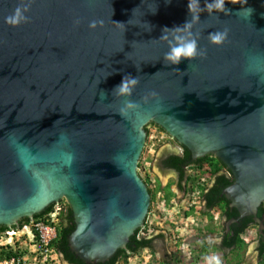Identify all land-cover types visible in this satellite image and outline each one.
Here are the masks:
<instances>
[{"label":"water","instance_id":"1","mask_svg":"<svg viewBox=\"0 0 264 264\" xmlns=\"http://www.w3.org/2000/svg\"><path fill=\"white\" fill-rule=\"evenodd\" d=\"M22 3L27 22L6 23ZM188 4L0 0V226L19 228L65 201L72 252L87 264L107 262L150 212L139 172L149 127L194 159L219 158L235 177L224 190L231 206L256 214L264 202V0H226L230 12L211 13L199 0L191 32L206 54L171 64L159 37L191 19ZM92 20L103 25L92 29ZM225 29L223 44L208 40ZM128 73L139 84L130 97L114 95ZM125 100L139 107L122 113ZM153 171L167 183L157 158Z\"/></svg>","mask_w":264,"mask_h":264},{"label":"flooded vegetation","instance_id":"2","mask_svg":"<svg viewBox=\"0 0 264 264\" xmlns=\"http://www.w3.org/2000/svg\"><path fill=\"white\" fill-rule=\"evenodd\" d=\"M163 135L168 137L171 141L175 142V144L177 143L179 150H176L175 148H169L168 146L164 147V149L158 150V152L161 151V156H156L159 170L169 176V181L167 182V184H164L158 173H154V186L150 188L154 196V199L152 196V201L155 200L157 196L163 195L161 199L166 200V203L173 202L174 198H176V200L178 199L177 195L175 196V194L179 192L182 194L188 192L187 194H185L186 196H183V198H186L189 192L194 188V186H197L198 195L188 198L191 205L190 208H188L187 212L191 210V212H194L195 218H198L200 220L204 215H208L211 217L210 221L214 219L212 222L220 225L219 227H216L212 224V222H208L206 228H202L204 239L202 238L203 242L201 245V249L203 250L206 242H211L208 248H211L214 251L221 250L222 257L225 260L223 264H259L258 248L261 246V239L264 241V214H260V209L262 206H264L262 205L264 202H262V204L258 207L256 214L241 216L238 212V209L232 207L229 203L231 201L224 195V190L229 188L235 181V177L232 171L227 168V166H224V168L218 170L215 173L212 172L210 163L200 161V159L198 158L194 159L191 155L190 159L184 162L183 166H180V168H164L161 162L163 156L165 155V152L168 151L169 153L182 154L184 148L183 146H181L182 144L178 143L175 139L170 137L168 133L165 132L163 133ZM222 175L230 178L232 182H230L229 184L220 182V177ZM148 177L150 179L152 178L151 175H148ZM201 180L206 187V189L204 190L199 187V184H202ZM217 185H219L217 188L218 192L219 189H221L220 192L216 195L217 198L215 201H217V204L209 207V202L203 196V192L207 193L208 190H212V188ZM222 197H225L229 200H227L229 203L228 205H223L225 202L221 201ZM246 219H249L247 225L245 224ZM237 227H243L241 233H239L241 242H231V246H225L227 239L232 240L233 238H235ZM216 230H219V233H217ZM162 231L165 230L160 229L159 231H157L156 229L151 234H144L142 236L152 239L153 248L155 249L157 246H160L161 243L167 245L166 242L169 241L167 234L164 232L162 233ZM161 234H164V240L161 238ZM133 245L134 247L137 246L136 244ZM141 250L151 251V247H140L137 249V252H140ZM242 250H245L244 257ZM122 260L124 261V259H121L117 264H121ZM66 262L70 264L68 261ZM161 262H164V260L162 259Z\"/></svg>","mask_w":264,"mask_h":264},{"label":"rangeland","instance_id":"3","mask_svg":"<svg viewBox=\"0 0 264 264\" xmlns=\"http://www.w3.org/2000/svg\"><path fill=\"white\" fill-rule=\"evenodd\" d=\"M149 143L146 153L147 165L145 164V170L146 166L147 170L144 176L146 177L148 172V175L150 174L154 178L153 164L158 150L164 144H169L172 148H176L177 145L163 134L157 135L156 133L151 136ZM143 162L145 161L143 160ZM152 186H154V182ZM176 195L177 200L173 196V202L167 203L166 200L161 199L163 195L155 198L149 215L148 230L145 231L146 234H151L156 229L157 231L164 229L165 231L162 233H166L169 240L166 242L167 245L161 243L156 247V253L141 250L135 255H131L127 262L122 260L121 264H207L205 257L213 254L218 255L222 264L224 263L221 250L214 251L209 248L202 251L201 249L204 239L202 228H206L208 222L211 223L214 219L210 221L211 217L208 215L201 217V220L195 218L194 212L191 210L187 212L191 205L188 200L190 195L188 194L186 198H183L181 193ZM212 224L216 227L220 226L214 222ZM218 231L216 230L217 233H219ZM162 259L164 262H161Z\"/></svg>","mask_w":264,"mask_h":264},{"label":"clouds","instance_id":"4","mask_svg":"<svg viewBox=\"0 0 264 264\" xmlns=\"http://www.w3.org/2000/svg\"><path fill=\"white\" fill-rule=\"evenodd\" d=\"M230 2L235 4V3H238L239 0H230ZM245 2H246V0H245ZM225 4H226V0H205V7L202 8L201 10L202 11L206 10L209 13H211L214 10L219 11V12H230V9H226ZM194 5L199 7V0H189L188 8H189V12L191 13V19L189 21L185 22L182 26H175L173 28H168V27L163 28V30H162L163 34L159 37V39L168 40V42H169V51L164 54V59L166 61L170 62L171 64H180L182 62V60H184V59H191V58H195L197 56H204L206 54L205 50L198 49V38L196 35H194L191 32V29L193 27V22L197 21L199 19V16L195 12ZM29 7H30V5L26 4V3H22L21 5L17 6L14 9V12L5 18V22L8 23L9 25H12V26H19L22 22H27L28 17L25 15V13L29 10ZM245 11H247L249 14H251L254 10L251 8H248V9H245ZM77 23H79V21H77ZM98 25L102 26L103 21L102 20H100V21L92 20L89 23V27L92 29H95ZM169 33H171V39H169V35H168ZM227 36H228V30L227 29H225L222 32L221 31L209 32L208 40L212 44H223L225 42V40L227 39ZM138 84H139V77L133 76L131 73L125 74L122 77L121 82L112 89V93L116 96L130 97L133 93V90L135 89V87ZM103 92H104V98L106 99L107 93L104 90H103ZM137 107H139V104L136 101L125 100V107L122 108L121 111H122V113H126V111L128 109H135ZM155 133L157 135H160V134H163L165 132H163L162 130H160L156 127H149L148 128L147 143H146V146H145L142 158H141V162L139 165V172H140V174L144 180L146 178H149L148 172L146 174V177L144 176V173L147 170V166H146V170H145V164L147 165V160H146L147 154L146 153H147V148L150 144L149 142L151 141V136L152 135L154 136ZM176 145H177V143H176ZM176 148L179 150L178 146ZM212 157H214V156H212ZM215 158H217V157H215ZM143 160L145 162H143ZM143 164H144V166H143ZM153 181H154L153 178L150 179V183H147V181L145 180L149 189L152 188ZM168 181H169V177L167 179V182ZM201 182H203V181L201 180ZM194 187L196 189L195 190L192 189L189 192L190 197H195L198 195V188H197V186H194ZM187 193H184L183 196ZM175 196H176V194H175ZM61 202H63V201H61ZM61 202H59L57 204L62 205ZM153 202H154V200L151 201L150 212L147 216L148 222H149V215L151 214V211H152L151 209L153 206ZM145 223H146V221H145ZM57 236H58V234H57ZM245 250H242L243 257H244ZM60 255H61L62 261L65 264H68L66 262V260H64V258L62 257V254H60ZM205 260H206L207 264H222L221 258L216 254L206 256Z\"/></svg>","mask_w":264,"mask_h":264},{"label":"trees","instance_id":"5","mask_svg":"<svg viewBox=\"0 0 264 264\" xmlns=\"http://www.w3.org/2000/svg\"><path fill=\"white\" fill-rule=\"evenodd\" d=\"M184 151L182 152V154H174V153H169L168 151L165 152V155L162 158V165L164 166V168H180V166H183V163L186 162L187 160L190 159L191 156V152L186 148L183 147ZM200 161H204L205 163L208 162L211 165L212 168V172H217L218 170L224 168L225 164L218 158L212 157L210 155L201 158ZM182 164V165H181ZM144 166V164H143ZM147 181V183H150V179L146 178L145 179ZM220 182H225L226 184H229L230 182H232V180L230 178H227L226 176L222 175L220 177ZM202 184H199V187H201L202 190L206 189V187L204 186V183L201 182ZM218 186H215L212 188V190H208V192H203V196L206 198V200L209 202L208 205L209 207L217 204L216 198H217V194L220 192L221 189H219L218 192ZM194 190L196 189L195 187L193 188ZM151 191V190H150ZM202 193V192H201ZM152 194V191H151ZM153 196V194H152ZM154 199V196H153ZM228 199H226L225 197L221 198L222 202H225L223 205H228ZM62 203V207H63V211L60 214V218L58 221V236L57 238L54 240L53 242V246L55 247V249L63 255L64 260L68 261L70 264H87L86 262H84L83 260H81L80 258H78L77 256H75V254L70 250L69 247V242H68V237L70 235V233L75 229V224L73 221V215H72V211L71 208L69 207V205L63 201ZM264 205V203L262 204ZM55 205L52 204L49 207H47L43 212H41L40 214H36L35 215V221H39V220H43L46 221L48 223V220L45 219L46 215H49L53 210H54ZM260 214H264V206L261 207L260 209ZM71 221V223H70ZM249 219L245 221V224L247 225ZM31 219L30 218H24L21 220V222L19 223V226H24L26 224H30ZM148 218L146 219V223L143 227L139 228L138 230H136L135 234L131 237V240L128 244V246L126 248H122L120 250H118V252L115 254V256H113L110 260H108L105 263H97V264H117L121 259H124L125 262L128 261V259L130 258L131 255H135L137 252V249L140 247H145V246H149L151 247V252L152 253H156V248H153V242L152 239L150 238H146L143 237L142 235L146 234L145 231L148 230ZM18 226V225H17ZM8 228L7 226H0V229H6ZM243 227H237L236 228V236L235 238H233L232 240L227 239L226 240V245H232L231 242L235 243V242H241V238L239 236V233H241ZM161 238L164 240L165 236L164 234L160 235ZM243 241V240H242ZM211 242H206L205 247L203 248L202 251H206L209 248V244ZM133 244H136L137 246L134 247ZM242 245V244H241ZM259 250V264H264V241L261 239V246L258 248Z\"/></svg>","mask_w":264,"mask_h":264},{"label":"built area","instance_id":"6","mask_svg":"<svg viewBox=\"0 0 264 264\" xmlns=\"http://www.w3.org/2000/svg\"><path fill=\"white\" fill-rule=\"evenodd\" d=\"M62 208L55 205L45 216L48 223L33 220L19 228L0 229V264H65L53 246Z\"/></svg>","mask_w":264,"mask_h":264}]
</instances>
